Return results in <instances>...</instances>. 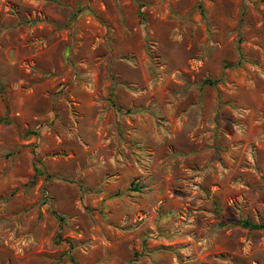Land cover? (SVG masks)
Listing matches in <instances>:
<instances>
[{
	"label": "rangeland",
	"instance_id": "1",
	"mask_svg": "<svg viewBox=\"0 0 264 264\" xmlns=\"http://www.w3.org/2000/svg\"><path fill=\"white\" fill-rule=\"evenodd\" d=\"M264 0H0V264H264Z\"/></svg>",
	"mask_w": 264,
	"mask_h": 264
},
{
	"label": "trees",
	"instance_id": "2",
	"mask_svg": "<svg viewBox=\"0 0 264 264\" xmlns=\"http://www.w3.org/2000/svg\"><path fill=\"white\" fill-rule=\"evenodd\" d=\"M244 225L251 229L264 228V224H254V223L244 222Z\"/></svg>",
	"mask_w": 264,
	"mask_h": 264
}]
</instances>
